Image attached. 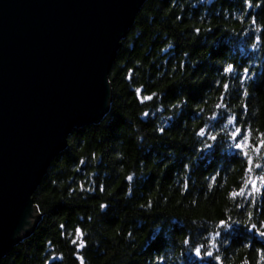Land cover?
Masks as SVG:
<instances>
[{"label":"trees","instance_id":"1","mask_svg":"<svg viewBox=\"0 0 264 264\" xmlns=\"http://www.w3.org/2000/svg\"><path fill=\"white\" fill-rule=\"evenodd\" d=\"M110 82L1 264H264V0H147Z\"/></svg>","mask_w":264,"mask_h":264},{"label":"water","instance_id":"2","mask_svg":"<svg viewBox=\"0 0 264 264\" xmlns=\"http://www.w3.org/2000/svg\"><path fill=\"white\" fill-rule=\"evenodd\" d=\"M147 0H0V264L38 226L33 194L76 129L97 124Z\"/></svg>","mask_w":264,"mask_h":264},{"label":"snow or ice","instance_id":"3","mask_svg":"<svg viewBox=\"0 0 264 264\" xmlns=\"http://www.w3.org/2000/svg\"><path fill=\"white\" fill-rule=\"evenodd\" d=\"M226 71H231V68H229V69H226ZM148 98L150 99V97H148ZM212 139H213V140H215V139H216V137H215V136H213V137H212ZM236 147H237V148H240V147H242V145L238 143V144H236ZM249 163L251 164V158H249ZM258 166H259V165H258ZM128 179H129V180H131V179H132V177H131V176H129V177H128ZM223 223H224L225 225H227V222H223ZM253 227H255V225H253ZM77 235H78V236H81V235H82V233H80V232H79V230H77ZM261 235H264V232H262V233H261ZM73 243H76V241L74 240V241H73ZM79 246H80V247H83V246H84L82 241H81V243L79 244ZM196 252H197V254L199 255V253H200V249H199V248H197V249H196ZM207 254H208L209 256H211V255H212V253H211V252H209V253H207ZM81 264H83V261L81 262Z\"/></svg>","mask_w":264,"mask_h":264}]
</instances>
